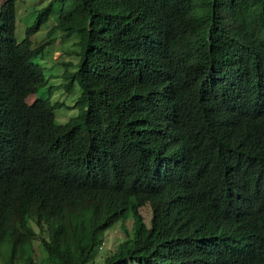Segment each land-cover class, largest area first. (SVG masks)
Wrapping results in <instances>:
<instances>
[{"label": "trees", "instance_id": "1", "mask_svg": "<svg viewBox=\"0 0 264 264\" xmlns=\"http://www.w3.org/2000/svg\"><path fill=\"white\" fill-rule=\"evenodd\" d=\"M18 1L0 4L6 264H36V240L54 264H264V0H50L27 32L55 15L78 38L65 123L27 102L51 41L20 54ZM127 213L132 234L97 262Z\"/></svg>", "mask_w": 264, "mask_h": 264}, {"label": "rangeland", "instance_id": "2", "mask_svg": "<svg viewBox=\"0 0 264 264\" xmlns=\"http://www.w3.org/2000/svg\"><path fill=\"white\" fill-rule=\"evenodd\" d=\"M4 0H0V4ZM50 0H19L17 3V28L16 35L19 42V52L23 56L30 55L38 45L51 41L46 44L43 53L33 55L31 60L39 64L47 78V84L39 88L36 94L27 98V102L32 103L37 96L50 98L49 105H53L56 119L60 123L67 122L70 118L78 114L79 107L76 106L81 88L78 84H73L72 89H67V80L64 72L67 68L74 70V66L79 61L77 54L79 48L76 45V37L64 38L61 30L53 29L57 19L52 15L51 20L43 26L36 34H29L27 28L33 25L40 9L49 3ZM49 87L54 91L50 93ZM141 215L147 224L152 218V208L150 204L141 208ZM35 226V225H34ZM133 218L127 213L123 219L106 233V238L99 249L96 261L99 262L105 256L113 253L118 245L129 235L132 234ZM35 228L39 231L38 227ZM29 253L34 252L36 264H54L49 260V256L44 250L40 240L34 241L33 248L28 247ZM21 260L20 263H23ZM19 263V264H20ZM0 264H6V255L0 254Z\"/></svg>", "mask_w": 264, "mask_h": 264}]
</instances>
